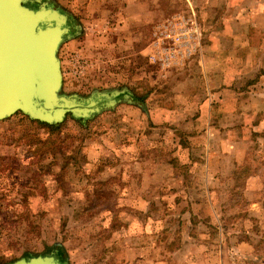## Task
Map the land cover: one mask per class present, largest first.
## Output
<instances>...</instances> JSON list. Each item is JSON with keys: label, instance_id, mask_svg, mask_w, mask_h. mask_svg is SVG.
I'll use <instances>...</instances> for the list:
<instances>
[{"label": "rangeland", "instance_id": "374dc122", "mask_svg": "<svg viewBox=\"0 0 264 264\" xmlns=\"http://www.w3.org/2000/svg\"><path fill=\"white\" fill-rule=\"evenodd\" d=\"M52 1L77 26L57 51L61 92L126 89L144 108L121 101L85 123L67 115L49 136L21 113L0 121V264L50 252L67 264H259L264 222L248 214L250 188L235 187L233 177L227 187L212 180L207 191L105 168L123 154V134L125 154L153 150L147 138L138 148L136 140L153 126L157 153L169 152L175 138L184 154L183 130L191 127L183 120L206 102L207 88L235 84L248 91L239 102L252 106V89L264 91V75L251 83L264 71V0ZM186 47L206 64L209 81L197 62L178 63ZM169 122L172 138L159 127Z\"/></svg>", "mask_w": 264, "mask_h": 264}, {"label": "crops", "instance_id": "0c3cea01", "mask_svg": "<svg viewBox=\"0 0 264 264\" xmlns=\"http://www.w3.org/2000/svg\"><path fill=\"white\" fill-rule=\"evenodd\" d=\"M185 50V58L178 63L185 61L189 67L197 62L202 66L203 78L209 81L210 74L207 71L206 64L203 63L202 59L200 62L194 58V48L186 47ZM256 72L255 77L251 78V83H257L259 79L263 78L264 71ZM253 85L257 86V84ZM252 91L255 94V98L252 100L255 102L250 106V103L244 105V102H242L243 104L239 102L240 95L242 96L243 93H248V91L243 90L241 92L235 84L229 83L223 87L221 86L217 91H211L207 88L206 96L208 98L206 102L202 100L199 104L196 103L195 113L190 115L189 119L187 117L183 120L182 125L185 126L184 128L191 127V130H183V134H188L186 137L190 141L184 145V154H179L181 146L175 138L169 139V144L174 142L175 145L172 146L176 150L173 151V148H171L165 155H161L160 152L157 153L155 145L159 144L161 146L162 142L161 139L158 140L154 133L159 128L148 127L149 134L147 133V136L142 133L137 134L136 140L139 144L137 148L141 145V141L147 138L143 144L147 140L151 141L153 150H149L143 145L144 151L141 150L140 146L137 153L129 154L127 152L125 154L128 145L124 143L125 135L123 134L121 141L123 147L121 153L123 154L111 155V164L107 165L105 170H108L109 173L116 172L117 177L135 175L144 179L145 176L160 177L166 175L173 179L165 182V187H205L207 191L209 190L208 187H214L211 186L212 180L218 181V187L224 185L227 187L229 185L227 177L230 176L235 179V187L241 185L242 191L248 189V187L250 188L249 192L252 198L248 199V210L250 209L248 214L257 219L258 223L264 222V99L258 97L264 95V91L259 87L252 89ZM130 94L132 96L131 92ZM216 96L217 103L214 101L215 105L212 106V100ZM132 97L135 101L133 105L144 108V103L137 100L136 97ZM164 110L173 111L171 108ZM152 124L157 125V123ZM172 124L173 122H169L165 128L159 126L163 129L167 128L171 138L174 130H176ZM115 134L118 137V134ZM115 134H113V137ZM214 135H217V139L214 138ZM120 167H123L122 170ZM195 177H197L196 183L193 181ZM198 178H200L199 182ZM177 179L179 180L176 181ZM133 183V181H130L122 185L131 187ZM225 212L234 214V212L230 213L227 210ZM137 222L140 225V221ZM157 234L160 236L159 233ZM247 234H249L250 239H253L254 236L261 238L258 234H251L250 232H247ZM159 244L162 245L161 242ZM258 256L256 258L259 259V264H264V255Z\"/></svg>", "mask_w": 264, "mask_h": 264}, {"label": "water", "instance_id": "95a60500", "mask_svg": "<svg viewBox=\"0 0 264 264\" xmlns=\"http://www.w3.org/2000/svg\"><path fill=\"white\" fill-rule=\"evenodd\" d=\"M68 15L52 0H0V121L16 113L54 125L67 115L85 123L121 101L126 89L63 94L57 51L73 36ZM5 264H67L59 252Z\"/></svg>", "mask_w": 264, "mask_h": 264}, {"label": "trees", "instance_id": "16d2710c", "mask_svg": "<svg viewBox=\"0 0 264 264\" xmlns=\"http://www.w3.org/2000/svg\"><path fill=\"white\" fill-rule=\"evenodd\" d=\"M24 117L27 118L26 116H24ZM28 121H29V123H31V125L32 124L35 125V127L32 125V128L34 129V131H37L39 129H43L44 131L48 132V135L47 136H49L50 134H52L55 131H57L61 127V125H62V123L50 125V124H46V123H42V122H39V121L30 120V119H28ZM29 138H30V140L32 142H35L36 141V139H35L36 138L35 133L32 134V137H29ZM59 177H60V175H59Z\"/></svg>", "mask_w": 264, "mask_h": 264}]
</instances>
